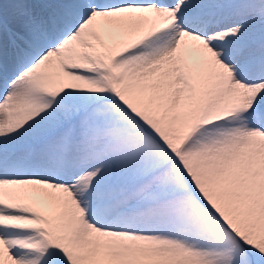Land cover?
<instances>
[{
	"label": "snow or ice",
	"instance_id": "snow-or-ice-1",
	"mask_svg": "<svg viewBox=\"0 0 264 264\" xmlns=\"http://www.w3.org/2000/svg\"><path fill=\"white\" fill-rule=\"evenodd\" d=\"M0 264H264V0H0Z\"/></svg>",
	"mask_w": 264,
	"mask_h": 264
}]
</instances>
